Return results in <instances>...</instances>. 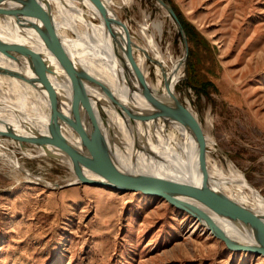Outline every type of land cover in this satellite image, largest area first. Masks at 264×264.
Instances as JSON below:
<instances>
[{
	"label": "rangeland",
	"instance_id": "374dc122",
	"mask_svg": "<svg viewBox=\"0 0 264 264\" xmlns=\"http://www.w3.org/2000/svg\"><path fill=\"white\" fill-rule=\"evenodd\" d=\"M166 1L188 45L184 75L170 87L175 106L214 143L210 157L223 167L231 160L264 195V0ZM106 4L133 35L145 14L161 17V51L183 56L181 34L155 0ZM145 61L149 86L169 88V62ZM16 135L0 132V264H264L160 197L63 186L75 179L69 164L35 155Z\"/></svg>",
	"mask_w": 264,
	"mask_h": 264
},
{
	"label": "bare ground",
	"instance_id": "6f19581e",
	"mask_svg": "<svg viewBox=\"0 0 264 264\" xmlns=\"http://www.w3.org/2000/svg\"><path fill=\"white\" fill-rule=\"evenodd\" d=\"M103 1L106 3L107 0ZM116 1L122 6L129 3V0ZM156 5L164 15L170 16L158 1ZM160 18L149 21V15L145 14L133 31L134 35L129 34V37L136 64L145 78L149 72L146 58L158 62L161 67L169 62L168 90L162 87V91L157 90L154 84L150 86L156 95L167 101L166 91L184 75L185 59L173 57L170 49L161 51L158 38L163 35L165 22ZM94 19L97 20L94 22ZM170 19L173 18L170 16ZM116 42L88 0L83 8L79 0H0V43L5 46V49L0 48V65L27 75L21 78L0 71V132L29 140L37 147L35 155L41 156L59 150L38 146L34 142L37 134L32 123L45 132L51 125L54 134L65 145L85 155L90 153L82 134H96L95 138L104 144L115 166L123 173L150 171L179 183L198 181L196 143L184 127L159 116L148 127L151 133H145L144 139L141 138L139 147L147 151L145 157L136 153L131 127L99 86L87 80L67 78L64 67L82 69L129 106L147 108ZM38 69L52 73L54 91L45 82L31 77ZM157 81L156 85H160V80ZM28 117L33 122L29 123ZM146 129L138 127L141 136ZM204 139L206 185L214 193H221L258 212L264 222V195L231 160L227 158V166L223 167L210 157L209 151L216 148L207 134ZM191 170L193 174L189 173ZM81 172L86 178H94L87 169ZM201 208L229 239L243 245L255 244L247 227L211 209Z\"/></svg>",
	"mask_w": 264,
	"mask_h": 264
},
{
	"label": "water",
	"instance_id": "95a60500",
	"mask_svg": "<svg viewBox=\"0 0 264 264\" xmlns=\"http://www.w3.org/2000/svg\"><path fill=\"white\" fill-rule=\"evenodd\" d=\"M97 11L98 18L103 22L107 31L111 34L113 39H116L117 46L120 47L122 57L126 61L129 71L136 81V88L141 94V97L148 105L147 108H133L123 102L115 93H113L102 82L96 80L82 69L73 67H64L63 70L67 78H75L87 80L97 86L106 94L110 103L120 113V115L127 121L130 130L136 140V153H141L147 156V151L139 147L140 141L144 139L145 133H151L148 128L150 123L159 117L174 121L184 127L192 136L196 143L197 164L200 179L190 183H179L162 176L152 174L150 171L132 170L130 173L121 172L114 164L107 148L104 144L97 140L96 134L85 135L86 149L90 154L85 155L77 153L74 149L65 145L53 132L51 125L45 131H41L39 126L32 123L31 127L36 131L34 142L40 147H54L59 151L56 153L45 154L49 157L57 159L65 164L74 166L72 169L75 179L66 183L63 186L74 185L78 183L91 184L96 186H104L118 191H137L147 195H154L166 200L175 208L188 213L201 224H203L215 237L224 242L227 248L231 250H244L257 254L264 255V222L261 220L259 213L250 209L249 207L228 198L219 193L216 194L206 185L208 174L204 168L205 160V139L204 133L201 129L190 121L183 113L177 109L173 102V90L168 91L167 101L161 99L149 86L146 78L141 73L135 60L134 51L130 42L129 32L124 22L115 15L103 0H88ZM158 1L173 18L175 24L182 36L184 44L183 58L186 59L188 52L187 39L185 31L181 22L179 21L174 9L166 0ZM0 48H4L0 43ZM0 71L10 74L11 76L25 78L22 71L13 70L7 66L0 65ZM31 74L32 78L40 80L48 84L53 91L55 90L51 84L50 71H43L41 69L35 70ZM14 109V108H13ZM30 123L31 119H27ZM27 121V122H28ZM33 122V121H32ZM75 125L78 126L77 121ZM138 127L147 128V132H143V136L138 132ZM3 133V132H2ZM6 134V133H5ZM16 135V134H8ZM18 136V135H16ZM20 140L23 139L18 136ZM142 138V139H141ZM29 142V140H27ZM32 144V143H31ZM143 149V150H142ZM138 156V155H137ZM61 162V161H60ZM145 169H149L144 167ZM87 169L91 171L94 178H86L82 174V170ZM78 177H77V176ZM83 177H81V176ZM205 207L213 210L219 215L230 219L237 224H242L247 227L254 238L255 244L243 245L236 243L229 239L225 233L209 218L207 213L201 208Z\"/></svg>",
	"mask_w": 264,
	"mask_h": 264
},
{
	"label": "trees",
	"instance_id": "16d2710c",
	"mask_svg": "<svg viewBox=\"0 0 264 264\" xmlns=\"http://www.w3.org/2000/svg\"><path fill=\"white\" fill-rule=\"evenodd\" d=\"M182 24H183V27H186V25L184 23H182Z\"/></svg>",
	"mask_w": 264,
	"mask_h": 264
}]
</instances>
